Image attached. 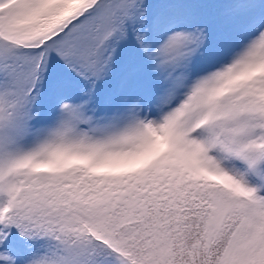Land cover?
Returning <instances> with one entry per match:
<instances>
[{"label": "snow or ice", "instance_id": "snow-or-ice-1", "mask_svg": "<svg viewBox=\"0 0 264 264\" xmlns=\"http://www.w3.org/2000/svg\"><path fill=\"white\" fill-rule=\"evenodd\" d=\"M0 264H264V0H0Z\"/></svg>", "mask_w": 264, "mask_h": 264}]
</instances>
